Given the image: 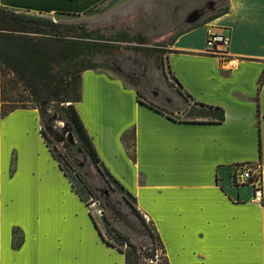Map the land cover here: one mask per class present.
<instances>
[{"label":"crops","instance_id":"0c3cea01","mask_svg":"<svg viewBox=\"0 0 264 264\" xmlns=\"http://www.w3.org/2000/svg\"><path fill=\"white\" fill-rule=\"evenodd\" d=\"M106 1L0 6L52 16ZM226 29L228 54L206 52L208 30ZM169 48L167 65L182 89L222 107L223 121H175L139 102L120 77L93 69L81 74L77 111L103 165L153 222L168 264H264V201L253 202L250 186L229 179L234 163L264 170V0H229L227 12ZM89 211L41 136L37 109L0 116V264H125Z\"/></svg>","mask_w":264,"mask_h":264},{"label":"trees","instance_id":"16d2710c","mask_svg":"<svg viewBox=\"0 0 264 264\" xmlns=\"http://www.w3.org/2000/svg\"><path fill=\"white\" fill-rule=\"evenodd\" d=\"M228 9L229 0H224L218 13L198 25L218 17ZM59 14L79 15V13L69 12ZM191 28L179 31L173 39ZM101 39L105 38L92 37L91 31L75 22L59 21L44 14L0 6V116L4 117L16 109H37L41 136L70 181L73 191L85 205L88 206L90 202L85 199L84 192L96 199L97 194L81 172V166L74 162L76 156L98 172L102 182L100 191L103 196L106 199L115 197L114 204H109L108 200L109 207H101V217L109 227L108 235L101 230L89 211L104 243L123 253L125 264H168L164 245L153 222L146 220L136 205L135 197L103 165L75 106L81 99L82 72L87 69L104 71V63L101 62L103 54L94 52L97 48L109 47V44L100 41ZM136 42L146 44L143 39ZM161 70L167 84L172 85L163 69ZM172 78L182 87L175 76L172 75ZM128 83L136 91L139 102L175 121H199L196 117L202 115L210 116L208 120L214 122H221L224 119L222 107L194 101L185 89L175 88L172 101L168 102L158 93L153 94L152 90L145 92L135 83ZM49 101L57 104L58 117L69 126L72 137L76 141L73 157L69 158L62 150L58 152L78 180L81 190L74 185L71 176L48 144L51 142L54 146L57 145V141L50 137L44 128L47 116L42 113L41 104ZM192 102L193 106L190 105ZM122 204L136 217L140 231L150 236L151 246L144 247L137 243L134 240L136 236L133 237L131 233L124 231L116 221ZM12 236L13 246H19L22 241L20 229L15 227L12 230Z\"/></svg>","mask_w":264,"mask_h":264},{"label":"rangeland","instance_id":"374dc122","mask_svg":"<svg viewBox=\"0 0 264 264\" xmlns=\"http://www.w3.org/2000/svg\"><path fill=\"white\" fill-rule=\"evenodd\" d=\"M223 4L224 0H107L99 7L79 15L54 14L51 17L59 21L81 24V27L91 31L92 37L105 38L100 41L107 42L109 47L97 48L94 51L103 54L101 62L104 63L105 72L122 78L126 84L133 82L145 92L152 90L153 94L158 93L167 101H172L174 89L182 90L172 78L166 61L174 35L205 22L218 13ZM140 39L146 44L136 42ZM161 69L172 85L167 84ZM190 105L193 106V102ZM41 106L42 113L47 116L44 128L49 136L57 141L56 146L51 142L48 144L71 176L74 185L81 190L78 180L58 152L62 150L69 158L73 157L76 141L70 128L58 117L56 103L42 102ZM37 114L39 118L38 110ZM28 118L32 120L31 115ZM196 118L204 120L211 117L202 115ZM74 162L81 166V172L97 194V199L91 198L86 192L84 197L90 202L88 208L99 227L108 235L109 227L101 217V207H109L116 199L114 196L108 199L103 196L100 191L102 182L92 166L86 165L78 156ZM146 220L148 221L147 218ZM116 221L124 231L137 237L134 238L137 243L144 247L152 245L150 236L140 231L136 217L123 204L120 206V214Z\"/></svg>","mask_w":264,"mask_h":264},{"label":"built area","instance_id":"2783aa9c","mask_svg":"<svg viewBox=\"0 0 264 264\" xmlns=\"http://www.w3.org/2000/svg\"><path fill=\"white\" fill-rule=\"evenodd\" d=\"M230 33L228 29L223 32L208 30L205 50L209 54L225 56L228 54ZM233 185H248L252 191L251 200L256 203L264 201V170L258 164L250 162L234 163L229 175Z\"/></svg>","mask_w":264,"mask_h":264}]
</instances>
